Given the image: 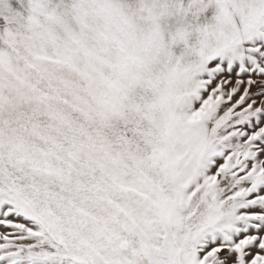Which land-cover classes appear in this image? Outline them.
<instances>
[{
  "label": "snow or ice",
  "instance_id": "snow-or-ice-1",
  "mask_svg": "<svg viewBox=\"0 0 264 264\" xmlns=\"http://www.w3.org/2000/svg\"><path fill=\"white\" fill-rule=\"evenodd\" d=\"M0 264H264V0H0Z\"/></svg>",
  "mask_w": 264,
  "mask_h": 264
}]
</instances>
